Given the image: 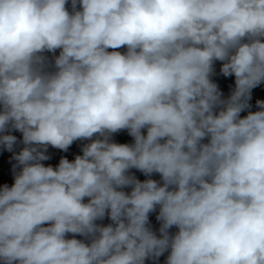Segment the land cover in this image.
Listing matches in <instances>:
<instances>
[{
	"label": "clouds",
	"instance_id": "1",
	"mask_svg": "<svg viewBox=\"0 0 264 264\" xmlns=\"http://www.w3.org/2000/svg\"><path fill=\"white\" fill-rule=\"evenodd\" d=\"M70 3L0 0V146L13 150L9 128L25 145L0 188V264H145L166 251V264H264V101L241 117L264 82V0ZM216 61L235 76L227 100ZM125 129L134 143L112 142ZM76 140L91 142L74 161L41 163ZM105 215L113 223L97 224Z\"/></svg>",
	"mask_w": 264,
	"mask_h": 264
}]
</instances>
